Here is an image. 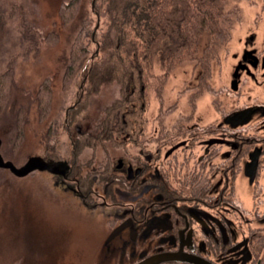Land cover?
Returning <instances> with one entry per match:
<instances>
[{
	"label": "rangeland",
	"instance_id": "1",
	"mask_svg": "<svg viewBox=\"0 0 264 264\" xmlns=\"http://www.w3.org/2000/svg\"><path fill=\"white\" fill-rule=\"evenodd\" d=\"M68 1L0 0V87L4 85L0 90V97L4 96L0 154L17 167L30 156L71 162L73 141L81 132L91 136L106 105L119 97L114 81L100 85L95 92L88 84L81 88L85 77L79 70L69 84L60 83L74 43L87 50L86 68L94 63L89 58L104 61L106 55L99 44L109 27L106 0H79L61 17L59 6ZM221 1L225 18L220 21V32L224 37L219 35L211 42L207 34L200 35L181 50L180 58H173L176 61L168 71L164 67L168 57L151 66L154 78L146 93L148 103L145 111H138L145 121L149 117L159 124L175 125L184 116L192 122L200 116L201 124L209 125L219 121V111L212 109L217 98L226 102L227 110L242 107L245 42L253 38L256 45L264 42V0ZM22 32L35 38L27 43ZM237 77L241 79L237 92L225 95ZM204 79L212 80L215 98L207 89L200 97L194 95L204 88ZM7 83L9 94L5 92ZM41 88L51 89V97L48 113L39 119L34 97ZM193 101L195 107H189ZM206 109V114L198 113ZM85 138L73 162L77 159V165H82L92 160L94 170L104 158L105 148L112 146L102 147L97 140L91 146L90 137ZM98 223L85 213L78 198L54 186L48 172L18 177L0 168V264H102L98 254L103 229Z\"/></svg>",
	"mask_w": 264,
	"mask_h": 264
},
{
	"label": "flooded vegetation",
	"instance_id": "2",
	"mask_svg": "<svg viewBox=\"0 0 264 264\" xmlns=\"http://www.w3.org/2000/svg\"><path fill=\"white\" fill-rule=\"evenodd\" d=\"M253 39L245 42L242 107L227 110L217 98L211 108L219 121L209 125L200 116L175 125L124 118V125L105 127L102 147H112L97 168L76 159L67 161L66 177L49 173L101 223L99 262L264 264V42ZM204 80L194 95L207 89L215 98L212 80ZM240 80L225 95L237 92ZM108 129L112 140H105Z\"/></svg>",
	"mask_w": 264,
	"mask_h": 264
},
{
	"label": "trees",
	"instance_id": "3",
	"mask_svg": "<svg viewBox=\"0 0 264 264\" xmlns=\"http://www.w3.org/2000/svg\"><path fill=\"white\" fill-rule=\"evenodd\" d=\"M77 1L61 3V17ZM106 10L109 27L99 44V49L106 55L104 61L101 63L95 61L94 57L93 60L89 58L88 62L94 63L86 68L84 63L87 61V50L74 43L69 53L71 59L60 77V83L69 84L79 70L81 77H85L83 86L88 84V88L95 92L100 85L114 81L119 86V97L106 105L103 118L94 126L91 136L89 132H84L77 136L76 142L73 141L72 161L76 158L75 151L79 150L77 147L84 146L85 137H90L88 145L93 146L96 140L104 141L105 127L124 125V118L127 124H132L130 118L136 119L137 125L146 124L138 111L146 109L147 89L154 78L151 66L155 61H165V57H168L169 63L164 66L165 71H168L176 61L173 58H180L181 50L189 48L200 35L207 34L211 42H215L219 35L224 37L220 28V21L225 18L221 0H106ZM20 35L27 43L35 38L27 32ZM3 87L1 85L0 90ZM156 87L158 90L159 86ZM43 88L36 91L34 97L39 119L48 113L51 97V89L45 88L44 91ZM9 90L7 83L6 94H9ZM3 98L0 97V110ZM107 136L108 139L113 136L109 129L106 130L105 140ZM87 183L90 185V178H87Z\"/></svg>",
	"mask_w": 264,
	"mask_h": 264
},
{
	"label": "water",
	"instance_id": "4",
	"mask_svg": "<svg viewBox=\"0 0 264 264\" xmlns=\"http://www.w3.org/2000/svg\"><path fill=\"white\" fill-rule=\"evenodd\" d=\"M0 168L8 169L18 177L26 176L33 171H47L51 174H58L66 177L69 170V164L66 160H55L53 158L42 156H30L23 165L17 167L11 161H5L0 154Z\"/></svg>",
	"mask_w": 264,
	"mask_h": 264
}]
</instances>
